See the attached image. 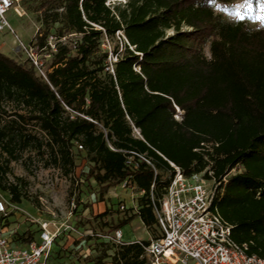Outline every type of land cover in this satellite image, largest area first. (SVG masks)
Returning <instances> with one entry per match:
<instances>
[{"label": "trees", "instance_id": "trees-1", "mask_svg": "<svg viewBox=\"0 0 264 264\" xmlns=\"http://www.w3.org/2000/svg\"><path fill=\"white\" fill-rule=\"evenodd\" d=\"M108 1L20 0L41 24L30 46L50 58L45 80L28 60L0 53V191L21 202L7 175L24 150L45 146L68 176L77 146L100 200L123 184L139 195L137 212L115 224L103 222L107 211L86 220V241L94 223L113 234L135 218L152 234L140 244L96 239L89 263L149 264L142 245L160 237L154 205L166 193L172 163L218 184L213 205L232 239L264 259V28L228 23L214 12V3L233 0ZM118 34L109 63L101 41ZM6 104H15V118L3 123ZM27 123L44 139L27 133ZM12 239L36 240L30 230Z\"/></svg>", "mask_w": 264, "mask_h": 264}, {"label": "rangeland", "instance_id": "rangeland-1", "mask_svg": "<svg viewBox=\"0 0 264 264\" xmlns=\"http://www.w3.org/2000/svg\"><path fill=\"white\" fill-rule=\"evenodd\" d=\"M126 2L127 0H109L107 5L123 6ZM213 9L225 22L232 24L243 22L251 30L264 28V0H233L227 5L214 3ZM5 18L16 37L25 46H30L31 40L41 29L37 15L29 13L22 6H19L17 11L11 9ZM16 37L7 30L1 32L0 53L23 63L26 57L20 50ZM120 39L122 37L118 34L114 39L103 37L101 41V52L108 53L109 63L115 61L111 52L117 45L120 46ZM204 55L209 58L208 47L204 48ZM5 110L6 115H1L3 123L15 118L12 115L15 104H6ZM23 126L27 133L44 139V135L36 127L28 123ZM134 134L138 135L137 131H134ZM79 151L78 147L74 146L76 169L73 174L66 176L52 163L49 150L45 146L40 152L32 148L24 150L18 161L9 164L7 175L8 183L18 186L21 202L12 203L10 196L0 191V200L3 199L17 207L12 209L8 206V214L5 216L0 214V233H6L14 238L30 230L34 232L35 238H38L40 223H49L52 229L53 225L60 228V236L53 244L49 264H92L89 260L96 254L89 246H92L96 239L107 241V237L112 233L108 232L107 228L101 230L100 224L94 223V236L91 241H86V236L92 235V232L85 231L89 228L85 221H90L94 216L107 211L103 222L115 224L137 212L136 202L139 195L131 189L118 186L109 190L102 200L99 199L98 187L92 181L85 180L88 164L84 159V153ZM238 172L239 168L233 170L230 175ZM70 228L80 234L74 233ZM120 231L125 238L131 236L138 241L146 242L152 237L139 218L133 219Z\"/></svg>", "mask_w": 264, "mask_h": 264}, {"label": "built area", "instance_id": "built-area-1", "mask_svg": "<svg viewBox=\"0 0 264 264\" xmlns=\"http://www.w3.org/2000/svg\"><path fill=\"white\" fill-rule=\"evenodd\" d=\"M19 2L0 0V33L7 30L16 37L5 15L11 9L17 11ZM16 40L26 60L46 80L45 61L50 53H39L34 47L23 45L17 37ZM48 45L51 53H55L53 37H49ZM170 166L173 176L159 206L154 205L160 237L142 245L149 264H264L263 258L248 253L247 245L232 239V227L213 205L218 184L204 173L186 176L174 164ZM208 176L212 174L209 172ZM8 206L17 209L1 199L0 214L7 215ZM50 225L40 223L38 238L26 245H16L9 235L0 233V264H49L54 241L60 236V228L53 225L52 229ZM107 239L115 245L125 243L120 230ZM133 243L140 244V241Z\"/></svg>", "mask_w": 264, "mask_h": 264}, {"label": "crops", "instance_id": "crops-1", "mask_svg": "<svg viewBox=\"0 0 264 264\" xmlns=\"http://www.w3.org/2000/svg\"><path fill=\"white\" fill-rule=\"evenodd\" d=\"M123 229V228H122ZM121 229V230H122ZM122 234V233H121ZM122 241L125 242V243H133L135 241H138L137 239L133 238V237H128V238H125L122 234Z\"/></svg>", "mask_w": 264, "mask_h": 264}]
</instances>
